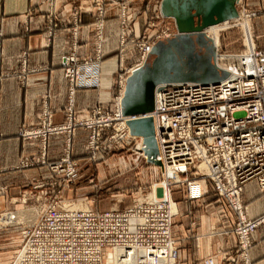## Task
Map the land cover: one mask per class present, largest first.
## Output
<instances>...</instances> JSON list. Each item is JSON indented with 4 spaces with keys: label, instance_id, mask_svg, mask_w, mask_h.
I'll return each mask as SVG.
<instances>
[{
    "label": "built area",
    "instance_id": "obj_1",
    "mask_svg": "<svg viewBox=\"0 0 264 264\" xmlns=\"http://www.w3.org/2000/svg\"><path fill=\"white\" fill-rule=\"evenodd\" d=\"M55 3L47 0L48 12H54ZM105 3L114 4L103 0L94 7L97 14L95 54L78 58L72 50L61 56L60 65L69 83L70 96L75 88L98 84ZM126 3L122 13L123 6L118 4L123 41ZM252 15V11L247 13L249 18ZM78 22L76 13L72 22L74 37L77 36ZM50 28L52 30L49 27L48 31ZM242 31L244 49L235 55L238 65L223 64L221 60L227 55L222 54L219 44L213 42L216 49L214 64L227 72L224 79L213 83L170 82L158 85L154 90L153 109L142 117L152 118L158 147L156 159L161 163L162 173L166 170L172 172L167 176L170 186L183 176L187 199L198 200L206 194L204 187L210 182L216 196L226 201L235 216L233 231L239 256L243 264H250L251 234L264 223V215L249 218L241 193L244 183L251 179H256L264 189V49L256 48L250 28H242ZM164 34L166 38L171 37L175 30L166 29ZM153 39L141 44L138 53H135L133 45L128 46L135 59L126 68L121 64L119 70L123 75L115 101H120L123 95L126 77L146 61L154 46ZM121 45L125 46L123 42ZM145 52H148L146 56L143 55ZM120 58L124 63V56ZM2 76L0 74V78ZM119 108L115 105L111 113L97 108L89 115L76 116L70 99L64 123L54 124L51 112L45 108L40 115L39 127L23 129L21 133L23 137L43 141L49 135L64 133L69 147L73 130L83 127L90 130L88 144L93 150L105 128L114 130L107 138L109 141L119 142L134 137L130 136L128 126L121 120L124 118L126 122L139 118V115L124 116ZM139 144L141 149L140 140ZM68 151L67 148V154L59 162L48 164L58 177L74 176L75 167ZM171 228V204L164 192L155 202L137 203L121 211L69 209L54 199L35 223L23 229L20 250L27 247L25 263L28 264H105L108 250H112L119 264H168L167 260L176 254ZM45 245L52 248L46 249ZM204 264H214L213 258L204 260Z\"/></svg>",
    "mask_w": 264,
    "mask_h": 264
},
{
    "label": "crops",
    "instance_id": "obj_2",
    "mask_svg": "<svg viewBox=\"0 0 264 264\" xmlns=\"http://www.w3.org/2000/svg\"><path fill=\"white\" fill-rule=\"evenodd\" d=\"M42 2L0 0V74H3L0 78V187L5 188L1 194H6L0 196V211L11 208L23 192L46 180L49 174L46 167L36 164L42 155L47 161H54L63 154L65 134L49 135L43 141L39 138L23 139L20 131L39 127L40 114L45 108L52 113L54 123L63 122L70 99L76 116L90 114L97 103L107 108L106 103L111 99L107 89L109 80L105 75L111 72L113 62L103 65L101 90L75 88L72 96L59 64L60 56L72 50L80 58L93 55L96 12L91 8L100 0L91 1V10L67 2L52 16L44 12ZM246 5L260 11L250 18V25L255 44L264 48V0H246ZM105 7L101 49L107 52L116 45L119 9L112 4ZM82 9L93 14L82 13L74 37L72 19ZM51 22L56 26L48 31ZM87 133L80 128L73 130L70 139L72 157L80 150L77 146ZM74 159L79 166L88 157L77 155ZM21 163L29 165L22 166ZM204 188L206 194L202 198L188 200L181 179L170 186L176 263L204 264L206 258H213L214 264H243L233 231L235 216L226 201L216 196L210 182ZM241 201L249 218L264 215V189L256 179L244 183ZM251 241L248 250L250 264H264V223L252 232Z\"/></svg>",
    "mask_w": 264,
    "mask_h": 264
},
{
    "label": "rangeland",
    "instance_id": "obj_3",
    "mask_svg": "<svg viewBox=\"0 0 264 264\" xmlns=\"http://www.w3.org/2000/svg\"><path fill=\"white\" fill-rule=\"evenodd\" d=\"M54 1L56 2L55 3L56 6L54 8L55 9L54 12L51 13L48 12L46 8L47 0H43L42 2L43 3L42 5L44 6V12L48 16L56 15L59 9L67 2L74 7H79V6H81L80 8H82V6L85 8L89 7L86 9H90L92 7L91 6L92 0H54ZM100 1L101 3L103 2V0ZM109 1L117 5L118 9H120L118 4H120V6H123L121 13L124 11L125 3L127 2L126 13H125L126 22L123 25L125 32L124 34L125 41H123L121 35V23H120L121 16L119 11L117 17L119 26L116 32L117 40H116V45H114L115 48L107 52H104L101 49V59L99 61L98 84L94 85L93 87H78V88L100 89L103 65L105 62H113L114 65L110 69L111 72H109L107 76L105 75V77H107L109 80V84H108L109 88L107 89L110 92L111 99L106 103L107 108L101 106L100 103H97V105H95L93 108V110L100 108L101 111L111 113L114 111L115 105L117 107L118 106L117 103H119L120 105V101H121V99L120 101L119 99L115 101V99L118 97V93L120 90L119 80L120 77L123 75V72H120L119 70L120 68H122L121 64L124 66V68H126L131 64L133 59H135V57L132 58L133 54L129 52L130 50L128 49L129 48L128 46L133 45L136 50L135 53H138L140 45L147 42L150 39L154 38L153 40L155 45L157 41H165L166 39L173 37L174 35L166 38L167 36H165L164 34V31L166 29L169 30V28L170 29L173 28V30H175V33H177V31H176L174 17L163 16L162 14H160L159 6L161 0H120V1L109 0ZM107 4L108 3L103 4L104 10ZM94 7H96V4L94 5ZM94 7L91 8L92 11L95 10ZM236 9H237V15L232 19L223 20L204 30L206 36L211 38L212 44L213 42L218 43L220 46L219 49L221 53L227 55L223 60H221V62L225 65L228 64L238 65L237 64L238 60L235 58V55L239 54L244 49L243 47L244 35H242L243 34L242 28L248 27L251 29L250 18L247 16V13L251 11L254 12V15H252L251 18H253L254 16L260 13L259 10H252L251 8L249 9V7H247L246 5V0H239ZM77 13L79 19L78 26L81 23L82 13L93 14V12H88L87 10H83ZM245 15L247 17H245ZM161 18L162 19L164 18V20H161ZM96 19H97V14L95 16V22ZM54 25L56 26V23L51 22L49 24V27L54 28ZM254 40L256 41L255 38ZM121 42H123L125 46L121 45ZM255 45L256 48L258 49H264V48H259L257 44ZM121 49L123 51H121ZM95 50L96 48L94 45L93 55L95 54ZM215 50L216 49L213 44V55ZM68 53H65V55ZM194 53L195 54H192V57L197 60V63H201L202 61H204L207 55L206 49L203 46H197L195 48ZM93 55L85 56L83 58L92 57ZM121 55L124 56L123 59L124 63L121 62V58H120ZM78 58L80 57L78 56ZM152 58L153 55L149 56V58L147 57L146 61ZM211 62L214 64L213 56ZM59 64H60V60H59ZM199 68L200 67L198 66V69ZM61 70L63 72L62 67ZM177 82L205 83L199 81H177ZM207 83H213V82H207ZM163 84L166 83H162V85ZM124 87H125V83H124ZM93 110L91 111V113L93 112ZM142 116L143 114H139V116L137 117L142 118ZM65 121L66 119L61 123H64ZM61 123H54V124H61ZM77 128L83 129L88 133L85 139L83 140V142L77 146L78 148H80V150H78L77 151L78 154L77 153L76 154L78 156L81 155L86 156L88 157V160L81 161L79 163L80 167L78 166V162L74 159V157H77V155L74 154V157H72L71 143L68 147L66 141L67 135H65L63 140L64 143H62L63 154L60 158L54 161H47L44 157L45 155H42V157H40V159L36 162V164L44 165L46 167V170L49 173L47 174L46 180L39 182L37 185L35 184L34 186H32L33 189H31L30 191L23 192L20 198L17 199V202L14 203L11 208L0 211V216L11 213L15 215L17 219L16 221L17 224L15 222L14 224H9V225L4 224L2 226L0 225V264H13L14 260L16 262V263L14 262V264H22L21 261H18V256H17L19 252L18 250H20L23 245L22 231L27 226L33 224L34 220L35 221L37 220V218L41 214V212L38 213L40 211L39 207L47 206L54 199H57L66 207L69 206V204L79 203L80 205L81 204L83 205L82 207H85L84 205H86L87 208L85 209L92 211H113V210L121 211L130 208L137 203L144 202L146 199H152L154 194L156 195L155 196L156 198H159L163 192V187H165V192L167 187L170 193V200L172 203V212H173L174 207L171 197L170 183L168 182L169 179L164 173H162L163 170L162 171L160 170L159 165L148 162L146 160V157L144 158V154L140 149V144H139V140L142 143V137L137 136L136 138L135 135L130 134L131 137L132 136L134 137L129 138V140L124 139V140H120L119 142H113L107 140V138L114 133L113 128L112 127L105 128L101 131L99 142L94 146L93 150H91L88 144L90 130L85 129L83 127H77ZM20 136L23 139H32V138L23 137L21 131H20ZM67 148L69 150L68 151L69 159L72 163H74V167H75V172L73 174L74 176L72 178H63L56 176L50 169V166L48 165L49 163L59 162L67 154ZM80 152H83V154H80ZM21 164L22 166L29 165L28 163H21ZM31 164L33 165V163H30V165ZM182 178L183 176L179 177V179L181 180ZM179 179L177 181H179ZM172 184L175 185V183ZM4 190H5L4 187H0V196L6 195V194H1V192H4ZM110 251L111 250H108L107 253ZM105 263H106V258H105Z\"/></svg>",
    "mask_w": 264,
    "mask_h": 264
},
{
    "label": "water",
    "instance_id": "obj_4",
    "mask_svg": "<svg viewBox=\"0 0 264 264\" xmlns=\"http://www.w3.org/2000/svg\"><path fill=\"white\" fill-rule=\"evenodd\" d=\"M239 0H161L160 13L172 16L177 33L165 41H157L149 56L152 59L129 74L120 101L121 114L134 116L153 109L154 89L158 84L177 81L216 82L227 72L211 62L213 44L204 30L237 15ZM203 46L207 55L197 63L195 48ZM200 64V65H199ZM198 66L200 67L198 69ZM130 134L142 137L141 150L148 162L161 165L150 116L127 120Z\"/></svg>",
    "mask_w": 264,
    "mask_h": 264
},
{
    "label": "bare ground",
    "instance_id": "obj_5",
    "mask_svg": "<svg viewBox=\"0 0 264 264\" xmlns=\"http://www.w3.org/2000/svg\"><path fill=\"white\" fill-rule=\"evenodd\" d=\"M115 1H120V0H115ZM245 17H247L246 15H245ZM205 33V32H204ZM176 34V33H175ZM151 52V51H150ZM147 53L148 52H145L143 55L144 56H146L147 55ZM150 54V53H149ZM136 67V66H135ZM118 104V108L120 107L119 106V103H117ZM120 109V108H119ZM147 113V112H146ZM142 114H145V113H142ZM139 115V114H138ZM134 116H136V115H134ZM123 123H127V121L126 122H124V118H123V120H121ZM200 168H202V166H200ZM166 176H169L172 172L170 171V170H166V171H164L163 172ZM163 192H164V195H165V197H168L169 198V200H170V193H169V189L166 187V192H167V194H166V192H165V187H163ZM152 194V193H151ZM153 195V194H152ZM151 196V195H150ZM156 195L154 194L153 195V197H152V199H146L144 202H155L156 200H158L159 198H156L155 197ZM150 198V197H149ZM144 200V199H143ZM141 203V202H140ZM66 204V203H65ZM170 204H171V213H172V215H173V212H172V203H171V200H170ZM83 205L81 204H69V206H65L66 208H69V209H79V210H82V211H86V210H88V209H85V208H87L86 207V205H84L85 207H82ZM41 208V209H40ZM82 208V209H81ZM85 209V210H84ZM90 209V208H89ZM39 212L38 213H40L41 212V214H43L44 212H45V210H46V206L45 207H39ZM27 213V212H26ZM40 214V215H41ZM17 215V214H16ZM39 215V216H40ZM26 217V216H25ZM22 218V217H21ZM20 218V219H21ZM37 220H38V218H37ZM36 220V221H37ZM139 221H142L141 219H138ZM17 221V219H16V217H15V215H13V214H11V213H9V214H6V215H2V216H0V225L2 226V225H4V224H14L15 222ZM35 220H34V222L33 223H35L36 222ZM131 221H134V218H131ZM16 224H17V222H16ZM44 248H46V249H48V248H52V246L51 245H45L44 246ZM26 251H27V247L25 248V249H22V250H20L19 252H18V261H21L22 262V264H28V263H25L26 262V260L28 259V257H26L27 256V254H26ZM106 263L107 264H119L117 261H116V259H115V257H114V254H113V252H112V250L110 251V252H108L107 254H106ZM209 259H211V258H209ZM207 260V259H206ZM14 262H15V260H14ZM14 262H13V264H14ZM164 262V261H163ZM16 263V262H15ZM18 263V262H17ZM105 263V264H106ZM167 263L168 264H176V262H175V255L173 256H171L170 257V259L169 260H167ZM30 264H34L33 262H31Z\"/></svg>",
    "mask_w": 264,
    "mask_h": 264
}]
</instances>
